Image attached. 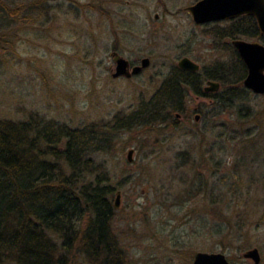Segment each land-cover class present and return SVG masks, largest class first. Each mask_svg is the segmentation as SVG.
<instances>
[{
    "label": "rangeland",
    "instance_id": "374dc122",
    "mask_svg": "<svg viewBox=\"0 0 264 264\" xmlns=\"http://www.w3.org/2000/svg\"><path fill=\"white\" fill-rule=\"evenodd\" d=\"M197 1L0 0L16 12L0 9V120L32 112L72 127L112 126L119 114H136L182 58L228 60L214 26L195 25L186 11ZM114 53L151 65L115 79ZM233 104L222 111L190 96L174 124L111 127L98 160L114 201L121 194L114 230L131 264H192L199 252L253 264L244 259L253 249L264 264V96L248 94L242 120Z\"/></svg>",
    "mask_w": 264,
    "mask_h": 264
},
{
    "label": "trees",
    "instance_id": "16d2710c",
    "mask_svg": "<svg viewBox=\"0 0 264 264\" xmlns=\"http://www.w3.org/2000/svg\"><path fill=\"white\" fill-rule=\"evenodd\" d=\"M0 9L16 17L14 10ZM209 33L228 60L199 72L175 66L148 102L139 101L136 114L116 117L117 125L72 127L32 112L23 121L0 120V264H131L114 230L117 188L98 158L107 152L109 131L137 122L174 124L190 96L210 99L222 111L238 102L244 118L242 109L250 111L244 104L251 94L244 87L248 70L232 42L264 44V37L252 16L216 24ZM209 81L222 91L206 93ZM249 136L248 144L257 143L256 135Z\"/></svg>",
    "mask_w": 264,
    "mask_h": 264
},
{
    "label": "water",
    "instance_id": "95a60500",
    "mask_svg": "<svg viewBox=\"0 0 264 264\" xmlns=\"http://www.w3.org/2000/svg\"><path fill=\"white\" fill-rule=\"evenodd\" d=\"M193 22L197 25L218 23L236 20L242 16H252L256 19L259 31L264 37V0H200L195 5L188 7ZM158 18V15L156 16ZM232 45L236 48L240 58L245 63L248 73L244 80V87L254 95L264 96V44L260 42H247L235 40ZM116 70L113 78L124 77L130 79L140 75L151 65V60L146 58L138 66L131 67L129 61L118 53L113 54ZM179 69L187 72H199L200 65L188 57H184L178 63ZM221 85L216 81L207 82L204 91L217 93ZM200 120V116H196ZM134 150L128 153V162L132 163ZM121 194L118 193L115 207L120 205ZM244 259L252 260L253 264H261L262 257L258 249L249 250L244 254ZM192 264H231L223 253L199 252L195 255Z\"/></svg>",
    "mask_w": 264,
    "mask_h": 264
},
{
    "label": "flooded vegetation",
    "instance_id": "af4514ba",
    "mask_svg": "<svg viewBox=\"0 0 264 264\" xmlns=\"http://www.w3.org/2000/svg\"><path fill=\"white\" fill-rule=\"evenodd\" d=\"M199 1H200V0H199ZM199 1H197V2H199ZM197 2H196V3H197ZM196 3H195V4H196ZM195 4H193V5H195ZM193 5H191V6H193ZM191 6H189V7H191ZM187 8H188V7H187ZM187 8H186V11H187ZM187 12H188V11H187ZM188 14L190 15L189 12H188ZM190 16H191V15H190ZM191 18H192V17H191ZM156 19H157V18H156ZM192 21H193V19H192ZM193 23H194V22H193ZM194 24H195V23H194ZM216 24H220V23H212V24H210V25L215 26ZM195 25H197V24H195ZM205 25H209V24H205ZM205 25H197V26H205ZM206 83H207V82H206ZM206 83H205V84H206Z\"/></svg>",
    "mask_w": 264,
    "mask_h": 264
},
{
    "label": "bare ground",
    "instance_id": "6f19581e",
    "mask_svg": "<svg viewBox=\"0 0 264 264\" xmlns=\"http://www.w3.org/2000/svg\"><path fill=\"white\" fill-rule=\"evenodd\" d=\"M238 40H242V39H238ZM235 41V40H234Z\"/></svg>",
    "mask_w": 264,
    "mask_h": 264
}]
</instances>
